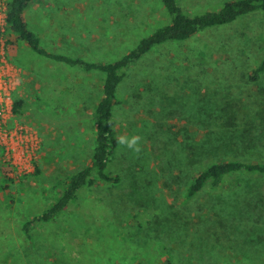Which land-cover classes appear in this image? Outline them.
Returning <instances> with one entry per match:
<instances>
[{"label":"rangeland","instance_id":"obj_1","mask_svg":"<svg viewBox=\"0 0 264 264\" xmlns=\"http://www.w3.org/2000/svg\"><path fill=\"white\" fill-rule=\"evenodd\" d=\"M228 1L181 4L196 14ZM27 20L48 49L109 62L170 17L159 0H32ZM4 38L14 77L13 89L0 94V264H264L263 174H238L218 190L185 196L204 165L240 150V159L264 163V75L248 76L264 59V13L139 62L120 87L112 124L117 137L141 136V151L118 145L108 172L120 182L84 189L30 234L27 220L91 161L104 74L43 58L17 37L9 47L6 31ZM227 106L236 124L223 129ZM219 134H252L256 142L218 151L209 142ZM3 164L12 166L8 185Z\"/></svg>","mask_w":264,"mask_h":264},{"label":"trees","instance_id":"obj_2","mask_svg":"<svg viewBox=\"0 0 264 264\" xmlns=\"http://www.w3.org/2000/svg\"><path fill=\"white\" fill-rule=\"evenodd\" d=\"M31 1L8 0L6 27L8 46L13 47L16 44L14 37H17L18 40L26 42L40 56L66 66L80 67L87 73H102L104 74V80L102 93L94 110L96 133L91 161L84 169L75 172L64 182L65 188L53 204L49 205L42 213L36 214L27 220L24 230L28 234L36 224L50 222L63 213L72 203L77 201L84 189L95 186L99 182L111 184L120 182L118 175L108 172L112 157L119 145L116 143L115 137L117 136L114 133L112 123L115 110L119 104L120 87L130 71L139 62L157 50H162L166 46L176 43L188 42L206 30L229 26L246 16L264 13V0H230L217 11H204L196 14H190L182 6L181 0H159L168 13L170 21L143 37L136 47L119 59L99 63L63 53H55L44 48L41 38L29 29L25 18V12ZM261 75H264V59L259 66L252 68L248 74L251 82H257ZM20 106L21 103L16 102L15 110L18 111ZM226 108L230 109V113L226 118L222 117L219 121L223 129H229L236 124L235 116L232 115V108L227 106L223 110L225 111ZM251 138H253L252 134H219L216 139L209 142V146L212 143L213 145L217 144L215 149L221 151L223 146L241 147L249 146L251 143L255 145L256 141ZM188 149L192 151L191 155H194L195 148L189 147ZM206 153L208 152L205 150L204 155ZM238 153L239 156L245 155L242 150ZM239 156L234 159H224L221 162L215 161L204 165L202 171L192 179L187 187L186 198L188 200L194 199L206 187L218 190L232 176L238 174L264 175L263 162L245 161L240 159ZM200 157L197 156L199 159ZM196 162H198L196 159L193 162L190 161L192 164ZM1 173L3 174V182L7 185L10 184L12 181V166L3 164ZM169 264L174 263L170 260Z\"/></svg>","mask_w":264,"mask_h":264},{"label":"built area","instance_id":"obj_3","mask_svg":"<svg viewBox=\"0 0 264 264\" xmlns=\"http://www.w3.org/2000/svg\"><path fill=\"white\" fill-rule=\"evenodd\" d=\"M7 2L8 0H0V94L7 93L13 89L12 79L14 77L8 67L5 57L6 40L4 38V33L7 27ZM0 102L1 104L6 105V101L1 97V95ZM0 114L4 116L2 111Z\"/></svg>","mask_w":264,"mask_h":264},{"label":"clouds","instance_id":"obj_4","mask_svg":"<svg viewBox=\"0 0 264 264\" xmlns=\"http://www.w3.org/2000/svg\"><path fill=\"white\" fill-rule=\"evenodd\" d=\"M115 139L117 144L121 146H126L128 149L134 152L138 153L141 151L140 142L142 140V137L139 135H132L131 137L119 136V137H115Z\"/></svg>","mask_w":264,"mask_h":264},{"label":"crops","instance_id":"obj_5","mask_svg":"<svg viewBox=\"0 0 264 264\" xmlns=\"http://www.w3.org/2000/svg\"><path fill=\"white\" fill-rule=\"evenodd\" d=\"M29 7H30V5H29ZM29 7L27 8V10H26V12H25V18H26V20H27V13H28V9H29ZM27 23H28V27H29V22H28V20H27ZM29 29H30V27H29ZM31 30V29H30ZM32 31V30H31ZM34 32V31H33ZM34 33H36L37 34V32H34ZM152 33V32H151ZM38 35V34H37ZM40 38H41V42H42V45H43V47L44 48H46V49H48L46 46H45V43H44V40H43V38L41 37V35H38ZM145 37V36H144ZM26 43V42H25ZM27 44V43H26ZM28 45V44H27ZM29 46V45H28ZM29 48L31 49V47L29 46ZM32 50V49H31ZM49 51H52V52H55V53H63V52H57L56 50H50V49H48ZM35 52V51H34ZM36 53V52H35ZM63 54H67V53H63ZM39 55V54H38ZM67 55H69V54H67ZM69 56H72V55H69ZM43 57V56H42ZM72 57H75V56H72ZM43 58H45V57H43ZM75 58H80V57H75ZM47 59V58H46ZM81 59H84V58H81ZM48 60H50V59H48ZM86 60V59H85ZM113 60H115V59H113ZM113 60H111V61H113ZM111 61H109V62H111ZM92 62V61H91ZM100 63V62H99ZM64 65V64H63Z\"/></svg>","mask_w":264,"mask_h":264}]
</instances>
